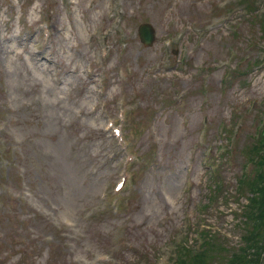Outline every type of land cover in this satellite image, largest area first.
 I'll return each mask as SVG.
<instances>
[{
	"label": "rangeland",
	"instance_id": "374dc122",
	"mask_svg": "<svg viewBox=\"0 0 264 264\" xmlns=\"http://www.w3.org/2000/svg\"><path fill=\"white\" fill-rule=\"evenodd\" d=\"M242 1L0 0V264H168L202 229L247 247L264 0Z\"/></svg>",
	"mask_w": 264,
	"mask_h": 264
},
{
	"label": "trees",
	"instance_id": "16d2710c",
	"mask_svg": "<svg viewBox=\"0 0 264 264\" xmlns=\"http://www.w3.org/2000/svg\"><path fill=\"white\" fill-rule=\"evenodd\" d=\"M260 28L263 34L264 23ZM260 134L261 138L256 139L252 148L248 149L250 156L245 164L251 166L250 172L242 173L236 181L237 195L244 196L247 200L244 207L246 211L243 213L244 226L246 228L249 222L254 225L252 230L243 235L242 242H245L247 247L228 250L223 245V237L220 238L209 230L204 237V245L198 252L194 253L191 247H183L182 260L177 264H257L259 261L261 250L264 249V126ZM217 236L218 238H215ZM249 248L252 250L251 253L247 252Z\"/></svg>",
	"mask_w": 264,
	"mask_h": 264
},
{
	"label": "water",
	"instance_id": "95a60500",
	"mask_svg": "<svg viewBox=\"0 0 264 264\" xmlns=\"http://www.w3.org/2000/svg\"><path fill=\"white\" fill-rule=\"evenodd\" d=\"M140 40L144 45H150L153 41V30L150 25L143 24L138 28Z\"/></svg>",
	"mask_w": 264,
	"mask_h": 264
},
{
	"label": "bare ground",
	"instance_id": "6f19581e",
	"mask_svg": "<svg viewBox=\"0 0 264 264\" xmlns=\"http://www.w3.org/2000/svg\"><path fill=\"white\" fill-rule=\"evenodd\" d=\"M67 3L68 4H70L68 1H67ZM47 35H48V33H47ZM128 49V51H129V47L127 48ZM108 50L105 52V53H103V56H107L108 55ZM103 61H105V59L103 60ZM110 70H114L115 71V73H120V71H121V68L120 67H113V68H107L106 69V71L107 72H109ZM54 98L56 99V101H59L60 100V98L57 96V94L55 93V91H54ZM64 111H66L67 109H65V108H62Z\"/></svg>",
	"mask_w": 264,
	"mask_h": 264
}]
</instances>
